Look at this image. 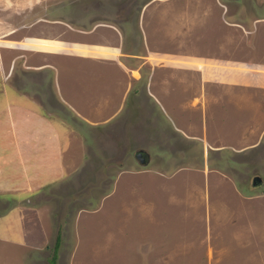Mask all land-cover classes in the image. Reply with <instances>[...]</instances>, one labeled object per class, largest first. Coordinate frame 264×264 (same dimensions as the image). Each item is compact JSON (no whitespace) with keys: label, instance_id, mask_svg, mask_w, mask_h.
I'll use <instances>...</instances> for the list:
<instances>
[{"label":"rangeland","instance_id":"rangeland-1","mask_svg":"<svg viewBox=\"0 0 264 264\" xmlns=\"http://www.w3.org/2000/svg\"><path fill=\"white\" fill-rule=\"evenodd\" d=\"M218 1L226 17L237 21L264 11V0ZM218 4L215 0L0 1V45L18 46L27 27L25 40L19 44L24 66L57 65L62 91H69L65 82L72 74L69 66L80 64L81 58L99 56L109 63L108 75L114 80L111 92L104 91L107 82L93 77L96 95L106 92L110 103L105 105L104 117L94 111L97 119L112 113L127 89L112 118L90 125L69 110L64 93L59 97L52 72H23L19 52L6 50L10 57L7 81L17 88L13 99L31 105L53 124L60 136L64 174L55 184L25 196H0V237L7 239L0 244L9 257L0 255V264H17L12 258L18 264H70L75 220L78 241L71 264H125L123 246L114 256L97 255L87 236L101 230L102 210L122 190H141L147 182L162 191L177 186L184 190L181 200L193 197L198 204L194 221L202 242L200 254L179 258L181 264H264V96L219 80L209 83L206 91L202 85L204 95L191 94L192 82L184 83L170 70L158 68L151 77L146 65L138 67L135 62L146 54V46L177 49L185 43L179 28L177 32L168 25L170 20L190 26L199 19L209 25L216 18ZM95 24L90 33L71 29L87 30ZM184 64L204 69L197 59ZM89 92L77 93L76 85L71 87L77 95L72 102L93 124L91 110L83 108V103L95 98ZM8 111L17 115L15 109ZM12 122L8 123L10 132ZM158 173L167 179L150 182L136 176ZM254 176L262 179L258 187L250 183ZM102 197V210L95 211ZM224 229L227 235L221 236ZM2 230L9 236H2ZM158 233L148 225H138V235ZM214 236L222 250L204 253L205 238ZM93 242L98 244V239ZM140 245V252L134 250L127 256L129 264H179L174 256H149L153 244Z\"/></svg>","mask_w":264,"mask_h":264},{"label":"crops","instance_id":"crops-1","mask_svg":"<svg viewBox=\"0 0 264 264\" xmlns=\"http://www.w3.org/2000/svg\"><path fill=\"white\" fill-rule=\"evenodd\" d=\"M215 2L219 3L216 18L210 19L209 25L202 24V22L198 21L199 19H194L190 26L187 23L180 24L179 21L170 20L168 25L176 27L177 32H179V28L185 43L177 49L146 46V54L141 57V60L135 61L137 62L136 66L146 65L152 72L151 77L155 68L170 70L174 78L182 79L184 83L192 82V88H188V91L191 90V94L202 93L204 95L201 86L203 85L202 87L206 91V88H209L207 87L209 83L213 84V82L219 80L232 87H239L253 92L254 96H264V11L261 15L252 17L250 20L237 21L226 17L221 3L218 0H215ZM96 25L98 24L91 26L87 30L68 27L72 30L90 33ZM26 28L21 32L22 39L17 41L19 44L25 40ZM0 30H3L1 26ZM120 43L121 38L118 33L117 48ZM19 44L18 46L0 45V196H16V194L25 196L43 187L55 184L62 179L64 174L60 136L53 124L40 111L30 107L31 105L13 99V94L17 88L10 85L7 81V71L10 67L8 59L10 57H6V50H17L19 52L21 57L20 68L23 72H52L54 85L59 97H62L64 93V96L69 98V102L67 101L69 107L64 103L65 106L77 118L87 124L96 125L112 118L121 106L127 91L126 89L112 113L105 118L97 119L94 111H101L100 116H105V113L103 114L105 105L110 104L106 102L108 99L106 92H111L114 88L112 84L114 80L108 75L107 65L109 63L104 58L87 56L81 58L80 64L74 63L71 67L69 66V73L72 74H69V78L65 79V82L69 83V91H62L59 84L58 66L47 64L37 68L25 67L23 46ZM187 48L190 50H186ZM50 50L53 51V49ZM152 58L155 60L152 61ZM157 59L162 60V62ZM187 59H197L203 64L204 69L186 66L184 63ZM153 62H157L156 67ZM118 63L119 65L121 64L119 61ZM95 76L100 81L107 82L103 87L106 92L101 96L96 95L93 87V77ZM72 85H76L77 93L81 90L90 91L91 98L95 94L94 100L83 103L85 112L91 110L89 114L94 121L93 124L85 120L84 116L78 112V104L72 102V98L76 100L74 96H77L76 93H71ZM147 93L150 95L148 87ZM22 94L23 96L25 95L23 92ZM10 109H15L17 115H15V112L10 113L8 111L9 113H7V110ZM33 117H35V120ZM16 120H19L18 123ZM25 120H27V124ZM11 121H13L12 127L14 128L11 132L18 131L17 134H10L11 132L8 131V123ZM128 175L133 176L134 174ZM136 176L148 179L150 182L153 178L167 179L166 174L161 173H158V175L139 174ZM158 189L149 182H147L145 187L142 186L141 190L128 191L124 189L121 192L122 195L115 199L114 203L111 206L109 205L106 210H102L101 201L107 195L102 197L97 209H95V211L98 209L103 211V214L100 213L102 220L99 225L102 228L101 230L99 228L94 233H89L87 236V239L94 247L93 250L99 251L97 255L111 254L114 256L113 253L118 252L119 245H121L125 250V264H129L127 256L134 250L140 252L138 250H140L141 243H147L149 245L147 247H150V244H153L152 246L155 245V248L148 251L149 256H174L179 264H181L179 258L183 256L189 257L200 254L199 246L202 245V242L197 237L198 225L194 221L197 219L194 211L198 204H196L193 197L188 201L181 200L180 196L184 190L177 188V186L173 190L168 189L167 191ZM191 193L195 195V191H191ZM170 194L172 195L170 196ZM179 199L180 201H178ZM140 206H143V208ZM189 213L191 216L188 215ZM75 221L73 226L75 242L70 254L71 258L78 241ZM139 224L148 225L150 230L159 231V233L156 235H138ZM227 232L228 229H224L219 233L224 236L227 235ZM3 235L9 236L8 233L2 230ZM96 238L98 239V244L93 242ZM221 238L224 240V237ZM216 239L218 238L215 236L205 238L204 253L207 250L211 251L212 254L214 251L222 250L219 248ZM4 240L7 239L0 237V243H3ZM8 243L15 245L13 242ZM225 243L227 244V242L223 243V248L226 247ZM0 245V255L8 257L7 251L3 250L5 249L3 244ZM11 260L18 264L16 258ZM20 263L24 264L22 261ZM75 263L78 264V262Z\"/></svg>","mask_w":264,"mask_h":264},{"label":"flooded vegetation","instance_id":"flooded-vegetation-1","mask_svg":"<svg viewBox=\"0 0 264 264\" xmlns=\"http://www.w3.org/2000/svg\"><path fill=\"white\" fill-rule=\"evenodd\" d=\"M252 186L258 187L262 184V179H260L258 176H254L250 181Z\"/></svg>","mask_w":264,"mask_h":264},{"label":"water","instance_id":"water-1","mask_svg":"<svg viewBox=\"0 0 264 264\" xmlns=\"http://www.w3.org/2000/svg\"><path fill=\"white\" fill-rule=\"evenodd\" d=\"M136 157L139 158L140 160L142 159V158L140 157V153H136Z\"/></svg>","mask_w":264,"mask_h":264},{"label":"trees","instance_id":"trees-1","mask_svg":"<svg viewBox=\"0 0 264 264\" xmlns=\"http://www.w3.org/2000/svg\"><path fill=\"white\" fill-rule=\"evenodd\" d=\"M53 257H54V256H52V258H51V260H50L51 262H52V261H53V259H54Z\"/></svg>","mask_w":264,"mask_h":264}]
</instances>
